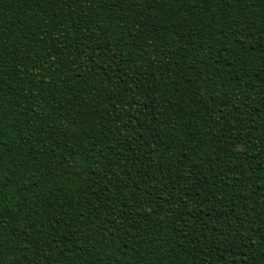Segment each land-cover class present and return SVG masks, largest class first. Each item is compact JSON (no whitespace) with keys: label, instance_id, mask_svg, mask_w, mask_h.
<instances>
[{"label":"trees","instance_id":"16d2710c","mask_svg":"<svg viewBox=\"0 0 264 264\" xmlns=\"http://www.w3.org/2000/svg\"><path fill=\"white\" fill-rule=\"evenodd\" d=\"M0 264H264V0H0Z\"/></svg>","mask_w":264,"mask_h":264}]
</instances>
